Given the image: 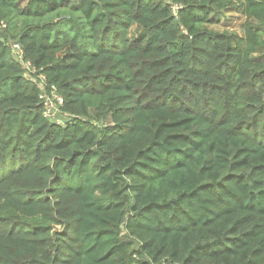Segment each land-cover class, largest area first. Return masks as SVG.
Instances as JSON below:
<instances>
[{"label":"trees","instance_id":"obj_1","mask_svg":"<svg viewBox=\"0 0 264 264\" xmlns=\"http://www.w3.org/2000/svg\"><path fill=\"white\" fill-rule=\"evenodd\" d=\"M0 264H264V0H0Z\"/></svg>","mask_w":264,"mask_h":264},{"label":"built area","instance_id":"obj_2","mask_svg":"<svg viewBox=\"0 0 264 264\" xmlns=\"http://www.w3.org/2000/svg\"><path fill=\"white\" fill-rule=\"evenodd\" d=\"M12 49L20 62H22V50L19 45L17 43L13 44ZM24 66L29 70L30 74H36V70L28 62H24ZM33 80L40 91L39 99L42 102L43 115L45 118H50L52 111H58V107L62 102L61 97L56 93L54 87H51L49 91L46 90L45 76L42 73H38L36 77H33Z\"/></svg>","mask_w":264,"mask_h":264},{"label":"rangeland","instance_id":"obj_3","mask_svg":"<svg viewBox=\"0 0 264 264\" xmlns=\"http://www.w3.org/2000/svg\"><path fill=\"white\" fill-rule=\"evenodd\" d=\"M242 21H243V18H241L234 11H230L224 15V18L220 25L208 26V28L215 32H225L226 31V32L237 33V34L242 35L243 33L240 28ZM138 33H139V29L136 26H132L128 31V38L134 39L137 37ZM28 73L26 74L27 77H29ZM49 119H51L52 121H55V123L57 124H60L65 121L66 117L62 115L59 111H52Z\"/></svg>","mask_w":264,"mask_h":264},{"label":"crops","instance_id":"obj_4","mask_svg":"<svg viewBox=\"0 0 264 264\" xmlns=\"http://www.w3.org/2000/svg\"><path fill=\"white\" fill-rule=\"evenodd\" d=\"M239 36H242L241 34H238Z\"/></svg>","mask_w":264,"mask_h":264}]
</instances>
